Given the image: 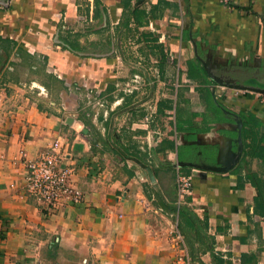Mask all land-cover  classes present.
I'll use <instances>...</instances> for the list:
<instances>
[{
    "label": "crops",
    "instance_id": "obj_1",
    "mask_svg": "<svg viewBox=\"0 0 264 264\" xmlns=\"http://www.w3.org/2000/svg\"><path fill=\"white\" fill-rule=\"evenodd\" d=\"M98 1L101 19L95 0H0V39L46 58L47 73L68 87L57 105H40L25 84L8 82L11 96L1 90L0 264H241L246 255L264 264L252 181L264 178V0H133L147 12L161 6L135 35L120 32L121 0ZM143 32L158 37L163 61ZM127 35L150 49L153 71L121 55ZM65 41L110 50L76 56ZM85 95L111 97L109 113ZM238 122L240 160L218 171L237 152ZM244 129L263 138L258 157ZM56 141L83 200L48 214L27 197L25 179L27 163ZM182 180L189 193L179 192ZM156 194L176 211L156 205Z\"/></svg>",
    "mask_w": 264,
    "mask_h": 264
},
{
    "label": "rangeland",
    "instance_id": "obj_2",
    "mask_svg": "<svg viewBox=\"0 0 264 264\" xmlns=\"http://www.w3.org/2000/svg\"><path fill=\"white\" fill-rule=\"evenodd\" d=\"M128 37H130V35H127L125 38H128ZM131 39H133V38H131ZM133 41L134 40H130V38H128L126 40L125 44L122 46L121 55L123 57H126L127 59L130 56L131 57L133 55H134V57L136 56L138 58V61L141 62V64L137 65V68L141 72L146 74L147 71H148V73H149V71H153L152 67H154L155 61L153 59L154 56H150V54H151L150 49L145 47L142 50L141 46L137 45L135 43V41L134 42ZM94 44L95 43L90 44L89 47L87 49H85L88 54H104V53L107 54L110 50L109 46L107 47V44H105V47H103L104 49H97L94 46H92ZM144 46H146V45H144ZM140 48H141L142 52L139 51ZM10 58H9V60L6 61V63H5L4 58H2L0 61V93H1V90L3 88H5L6 84H8V82L13 83V84H18L17 85L18 87H22L25 84V88H27L32 93V94L30 93L32 99L39 102L40 105L47 103V101H52V102H54L55 105H57V103H59V101L61 99L59 97L57 85L54 84L55 82L52 80L53 79L52 77H54V74L47 73L46 64L44 65V68H43V66L41 64V59L38 60L39 59L38 57L35 58L34 61L37 64L36 68L37 67H39V68L31 70V69H29V67L27 65L22 63L24 58H20V60H19V58L18 59L14 58V61H12ZM128 62L132 67V63H131L132 60L130 59ZM9 63L10 64L11 63H16V64L18 63L19 65H15V66L11 67V65ZM2 65H4V66L2 67ZM7 65H8V67H6ZM131 67L123 65L121 67V69L123 68L121 74L128 76V74H130L129 70L131 69ZM125 79H127V77ZM31 81L35 82V84L32 85L31 88H29L31 85V83H30ZM43 83L48 84L50 86V88H48V89L43 88L42 87V86H44ZM126 84H128V85H124V88L125 89H131L130 86L133 85V83L132 82H126ZM5 89H6L5 94L7 96H11L13 94V92L16 91L14 88H11V89L5 88ZM30 89H32V90H30ZM42 89L44 90L43 92H42ZM66 89H68V87H66ZM83 89L81 88L80 90H78L76 92H81V94H85L86 91H84ZM107 91L111 92V88L109 87L107 89ZM77 94H79V93H77ZM50 95H52V96H50ZM89 96L91 97V93H89ZM89 98H87V95H85L80 100H81V102H83V100H86V102L84 101L85 103H87V101H90V103H88L86 105H90V104L95 103V102L100 103V101H103L102 103H100L101 105L98 103L97 108L102 109L103 111H106L107 113H109V109L111 108V105H112V98L111 97H109V98L107 97L105 99L101 98L100 101L97 98L96 99H94L93 97L91 99H89ZM104 100L106 102H104ZM106 116H108V114ZM111 130H112V128H111ZM111 130H109L110 135L112 134Z\"/></svg>",
    "mask_w": 264,
    "mask_h": 264
},
{
    "label": "trees",
    "instance_id": "obj_3",
    "mask_svg": "<svg viewBox=\"0 0 264 264\" xmlns=\"http://www.w3.org/2000/svg\"><path fill=\"white\" fill-rule=\"evenodd\" d=\"M132 1L133 0H121V4L123 6V9H122L121 21L118 24V26L120 28V32L122 29H124L125 31L132 32V34L134 33L133 35H135V33H137L140 28H143V27L148 25V22H149L148 19H149L150 14L153 17L159 16V14L156 11H160L161 6L156 7L157 5H159V3H158L149 12H147L146 8L143 6H141V7L132 6ZM94 4L96 7L95 16H97V18L101 19V12L105 13L106 11L103 8L101 2H99L98 0H95ZM163 5L168 6V3H164ZM139 38H141V40L146 41V43L149 44L152 49H157L159 56H160V59L162 61L164 60L163 47H162V45H160L158 43V37L156 35H154L152 33H148V32H146V33L143 32ZM61 49L64 51L67 50L76 56L85 57L84 56L85 50L81 47L73 45L69 41L68 42L65 41V43H62ZM11 55H13L14 58H17V59L19 58V60H20V58H24L22 63L27 65L29 67V69H31V70L39 68V67L36 68L37 64L34 61L36 58V55H29L25 50L18 47L14 41H11L9 39H6V40L0 39V61L2 58H4L5 63H6V61L9 60ZM38 60H40V59H38ZM41 64L44 68V65L46 64V58H44L43 60L41 59ZM10 65L12 67V66L19 65V64L18 63L17 64L11 63ZM3 66L4 65H2V67ZM52 78H53L52 80L55 82L54 84L57 85L58 91L66 89L65 85L63 84V82L61 80L57 79L56 77H52ZM43 85H44L43 87H45L47 89L50 88V86L46 83H43ZM250 131L252 132L251 129H250ZM248 132H249L248 129L243 130V136L245 139L247 138ZM248 136L251 139L250 144L253 146V148L255 150L254 156L258 157L259 156L258 150H259L260 142L263 140V138H260V137L258 138L254 134H251ZM252 181H253V184L255 185V187L257 188V190L259 192L258 197L255 199V204L264 208V178H258L257 176H254ZM155 198L157 200V202H155L156 205L163 207L165 210L172 209V211H176L175 208H172L171 206H167L164 203L158 202L161 199L159 197V195L156 194ZM177 213L179 214V216H181V211L180 212L178 211ZM263 216H264V213H263ZM257 260H258V257H256V256L246 255V256H243L241 264H256Z\"/></svg>",
    "mask_w": 264,
    "mask_h": 264
},
{
    "label": "built area",
    "instance_id": "obj_4",
    "mask_svg": "<svg viewBox=\"0 0 264 264\" xmlns=\"http://www.w3.org/2000/svg\"><path fill=\"white\" fill-rule=\"evenodd\" d=\"M219 2L224 6H231L230 0H219ZM82 88L88 89L86 85H83ZM258 96L264 103V93H260ZM59 150V141L53 142L50 147L38 155L35 161L27 163L25 193L28 198L46 206L48 214L55 212L65 204H78L83 200L82 192L71 183L72 169L60 167L61 154ZM189 188V182L182 180L179 192L181 194L189 193ZM176 236L177 242L181 243L182 238L178 234Z\"/></svg>",
    "mask_w": 264,
    "mask_h": 264
},
{
    "label": "water",
    "instance_id": "obj_5",
    "mask_svg": "<svg viewBox=\"0 0 264 264\" xmlns=\"http://www.w3.org/2000/svg\"><path fill=\"white\" fill-rule=\"evenodd\" d=\"M208 75L210 76V78L217 84L219 85H227V86H230L229 83H223V81L219 80V79H215L213 77H211V75L209 74L208 70L206 69ZM258 92H261V93H264V90L262 89H259ZM72 121L71 119L68 120V122ZM238 130H237V144H238V147H237V152L235 154V156L233 157L232 161L226 166V167H223V168H216V170L218 171H221V172H226L228 170H230L231 168H233L234 166H236V164L239 162L240 160V156H241V152H242V148H243V145H242V139H241V123L238 122Z\"/></svg>",
    "mask_w": 264,
    "mask_h": 264
}]
</instances>
